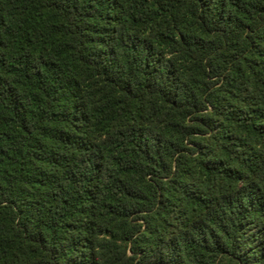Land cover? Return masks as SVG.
<instances>
[{
    "label": "trees",
    "instance_id": "16d2710c",
    "mask_svg": "<svg viewBox=\"0 0 264 264\" xmlns=\"http://www.w3.org/2000/svg\"><path fill=\"white\" fill-rule=\"evenodd\" d=\"M0 264H264V0H0Z\"/></svg>",
    "mask_w": 264,
    "mask_h": 264
}]
</instances>
